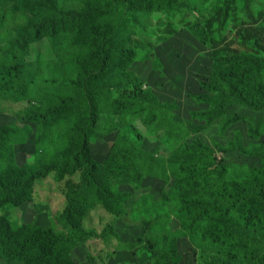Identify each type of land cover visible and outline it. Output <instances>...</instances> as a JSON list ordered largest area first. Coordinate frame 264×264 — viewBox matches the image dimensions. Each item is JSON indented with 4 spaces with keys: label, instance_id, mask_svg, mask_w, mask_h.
Here are the masks:
<instances>
[{
    "label": "rangeland",
    "instance_id": "1",
    "mask_svg": "<svg viewBox=\"0 0 264 264\" xmlns=\"http://www.w3.org/2000/svg\"><path fill=\"white\" fill-rule=\"evenodd\" d=\"M89 1L93 10L105 5V0ZM222 2L181 0L184 4L179 6L181 11L168 12L165 8L153 7L148 0H134L133 7L128 5L130 16L124 23L104 21L95 16L88 18L82 33L75 25H68L67 30L58 35L43 30L40 40L29 46L31 52L26 63L39 62L46 79L49 78L50 61L66 64V68L65 77L57 84L55 93L28 96L23 101L10 96L0 98V139H10L14 135L15 167L9 174L10 181L15 183L31 170L37 175L25 194L11 196L7 205L0 209L3 233L24 236L32 228L36 234L23 255L11 264H154L137 245L143 221L147 219L157 221L153 229L155 234L165 237L167 244L176 245L180 264H200L204 251L222 253L227 250L220 238L225 234L224 225L216 234H208L205 238L208 223L195 227L192 235L186 233L185 227L190 222L186 220L175 189L178 180L184 177L176 167L180 163H193L208 170L206 177L196 180L200 190L205 185L208 189L224 187L231 178L248 177L252 168L261 166L259 159L245 155L242 148L264 141L263 111L235 104L229 108V114L237 118L228 126L222 118L209 122L194 114L211 108L196 98L204 92L201 83L212 78L213 58L224 52L264 53V0H236L225 13ZM53 4L55 7L49 14L53 19L82 8L78 0H55ZM12 6L14 3L8 8ZM15 8L14 22L0 34V49L12 48L13 54L18 53L17 42L28 38L22 31L28 23H33L31 16H24ZM97 30L110 31L128 49L124 57L113 55L106 71L95 57ZM55 47L67 48L62 58H58ZM86 72L92 76L87 85L83 84ZM74 79L75 91L81 95L93 87L105 89L103 85L121 88L134 79L136 85L150 89L162 101V110L148 117H134L144 112L142 104L131 99L119 103L125 125L132 122L140 132L139 145L164 159L168 171L166 176L162 173L159 178L142 180L140 193L135 194L131 202L132 213L127 216L115 215L105 196L84 191L85 170L70 173L68 166L74 163V148L62 138L63 133L55 131L51 135L64 118H49L47 123L37 121L32 105L41 102L43 107L54 106L57 93L70 92L63 83ZM110 92L113 94L99 103L101 117L109 102L116 100L114 90ZM80 105L68 108L70 112L64 121L68 127L89 123L88 113ZM134 110L141 113H133ZM100 126L89 136V141L96 175L103 181L106 167L110 166L107 154L113 146V136L107 135L105 126ZM194 149L198 153H194ZM219 157L221 164L217 160ZM65 160L72 163L67 166L63 163ZM141 196L146 198L145 202L136 205ZM142 206L145 216L141 212L134 213L136 207ZM235 215L242 222L253 225L264 244L262 223L244 207L237 208ZM45 230L53 231L60 241L69 239L75 230L83 241L75 242L67 253L60 252L57 256L53 242L37 236ZM260 249L259 260L263 259L261 264H264V247ZM249 260L240 264H256V259ZM0 264L8 263L0 258Z\"/></svg>",
    "mask_w": 264,
    "mask_h": 264
},
{
    "label": "trees",
    "instance_id": "2",
    "mask_svg": "<svg viewBox=\"0 0 264 264\" xmlns=\"http://www.w3.org/2000/svg\"><path fill=\"white\" fill-rule=\"evenodd\" d=\"M54 1L0 0V34L14 22L15 6L24 16H31L33 21V23H28L25 30L22 31L23 36L28 38L22 43L17 42L15 46L18 48L17 54L11 52L12 48L8 51L0 49V98L10 96L23 101L28 96L36 97L38 94L46 96L57 90V84L65 77L66 64L58 65L55 60L50 61L49 78L46 79L39 62L26 63L25 60L31 52L29 46L40 40L43 30L58 35L64 33L68 25H75L82 33L87 27L88 18L95 16L102 17L104 21L124 23L130 16L128 5L132 7L134 5V0H105V5H102L101 9L93 10L94 7L89 0H78L82 7L78 12L63 14L53 19L49 14L55 7ZM234 1L236 0H223L222 10L224 13ZM148 2L153 7L165 8L168 12L181 11L182 8L179 6L184 5L181 0H148ZM11 3H14V6L8 8ZM187 6L189 7V5ZM95 35V57L106 71L112 56L120 54L124 57L128 49L110 31L97 30ZM55 48L59 53L58 58H62L67 48ZM212 71V78L201 83L204 92L197 95L196 98L199 103H208L211 108L196 111L194 114L200 115L198 119H209V122H212L214 119L222 118L225 126H228L237 118V116L229 114V108L235 104L264 112V53L224 52L213 58ZM84 76L83 84L87 85L92 76L88 72ZM75 82L76 79L63 83L70 88V92L64 95L57 93V102L54 106L43 107L41 102L32 105L37 121L47 123L49 118L53 119L56 116L64 118L57 123L58 128L51 133V135L55 131L63 133L62 138L74 148L72 157L74 163L70 166L68 165L72 162L65 160L63 163L68 166L70 173L85 170L82 178L84 191L96 192L105 196L115 215L127 216L132 213L131 202L135 194L140 193L142 180L145 177L153 176L159 178L162 173L166 176L168 171L164 159L139 145L140 132L132 122L125 125V116L122 109L120 110L119 103L131 99L135 103L142 104L144 112L134 110L133 113L137 111L141 113L134 117L141 115L148 117L157 110H162V101L150 89H143L136 85L134 79L132 83L121 88H117L115 85H103L105 89L93 87L91 90L83 92L82 95L75 91ZM112 89L116 93V100L109 102L105 115L101 117L102 108H99V103L101 104L104 99L113 94L110 92ZM79 103L85 107L89 123L68 127L64 123L70 112L68 108L78 106ZM81 105L80 107H82ZM100 125L106 127L107 135L113 136V146L107 154L110 166L106 167L102 177L103 181L96 175L97 168L92 158L89 141V136L96 129L102 127ZM27 130L29 129L27 128ZM13 142V134L10 139H0V209L7 205L11 196L25 194L30 188L31 180L37 176L35 171L31 170L32 172L15 180V183L10 181L9 174L14 171L15 167ZM61 145L63 146L64 143ZM242 151L247 156L259 159L261 166L252 168L248 177L231 178V181H227L224 187L208 189L205 185L200 190L196 186V180L204 175L206 177L208 170L193 163H180L176 166L184 174V177L178 180L175 189L186 220L190 222L185 227L186 233L192 235L196 231L195 227L208 223V228L203 235L205 238L208 234H216L221 226L225 227V234L220 238L230 252L227 250L222 253L204 251L200 258V264H240V262L249 259V261L256 259V264L263 263V259L259 260L262 252L260 248L264 247L263 237L254 229L253 225L242 222L235 212L237 208L244 207L254 219L264 226V141L243 147ZM193 152L198 153L195 149ZM217 160H219V164L222 163L221 157ZM59 178L62 176L60 175ZM131 189L133 191H130ZM145 200L146 198L141 196L136 205L145 202ZM70 209L71 207L68 208V212ZM142 209L143 206L136 207L134 213L141 212L145 216ZM132 218L134 219L133 216ZM1 219L2 216H0V221ZM66 221L69 225V221ZM156 224V220L143 221L142 234L137 245L148 254L154 264H180L176 245L167 244L165 237L153 232ZM27 234L24 236L6 235L0 230V258L11 264L17 257L23 255L36 238L32 228L27 230ZM54 235L53 231L45 230L37 236L39 239H50L57 256L60 252L67 253L75 242L83 241V238L75 230L71 232L70 238L64 241H60Z\"/></svg>",
    "mask_w": 264,
    "mask_h": 264
}]
</instances>
